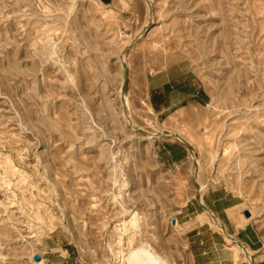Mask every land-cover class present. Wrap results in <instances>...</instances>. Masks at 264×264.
Listing matches in <instances>:
<instances>
[{"label":"rangeland","instance_id":"1","mask_svg":"<svg viewBox=\"0 0 264 264\" xmlns=\"http://www.w3.org/2000/svg\"><path fill=\"white\" fill-rule=\"evenodd\" d=\"M147 1L0 0V264H192L171 223L189 201L234 264H264V0ZM175 67L198 95L162 111L149 74ZM216 190L255 232L247 259L204 208Z\"/></svg>","mask_w":264,"mask_h":264},{"label":"crops","instance_id":"2","mask_svg":"<svg viewBox=\"0 0 264 264\" xmlns=\"http://www.w3.org/2000/svg\"><path fill=\"white\" fill-rule=\"evenodd\" d=\"M149 92L163 101L162 111H176L183 108L188 100L197 97L198 90L188 81V75L183 73L179 67L168 68L149 74ZM182 136V135H174ZM183 140V139H181ZM166 160L172 164L183 162V152L175 151L176 148L168 146ZM212 192L211 196H202V202L209 212L218 221L219 225L230 232L231 235L246 247L251 253L260 249L256 247L255 232L249 224L236 228L230 221L235 216L238 206L233 196L223 192ZM202 208L198 203L187 202L182 206L178 216L175 218L177 225L184 230V235L189 247L192 264H234V254L226 248L224 237L212 230L205 220L200 222L199 216ZM212 220V219H211ZM230 228V231L229 229ZM254 263H262L264 259H251Z\"/></svg>","mask_w":264,"mask_h":264},{"label":"bare ground","instance_id":"3","mask_svg":"<svg viewBox=\"0 0 264 264\" xmlns=\"http://www.w3.org/2000/svg\"><path fill=\"white\" fill-rule=\"evenodd\" d=\"M145 1V0H144ZM146 2V5H147V9L149 10V11H151V6H150V4L148 3V1L146 0L145 1ZM119 62H120V64H123L124 63V58L121 56V57H119ZM122 82H123V78H122V81H121V83H120V87H119V98L121 99V101H122V105L125 107V108H129V104H128V100L125 98V96L122 94V92H121V86H122ZM127 122L130 124L131 123V121L128 119L127 120ZM131 127L133 128V126L131 125ZM134 129V128H133ZM157 137H158V135H156ZM171 138L172 139H177V140H180V141H183V140H181V139H183L184 137L183 136H171ZM196 164H198V161H197V159H196ZM197 172V171H196ZM203 189V187L202 188H200V192H201V190ZM198 191V192H199ZM197 192V191H196ZM126 220V219H125ZM171 223H172V226H176L177 225V222H176V220H174L173 222L171 221ZM213 225H214V227L215 228H218L221 232H223L224 233V230L221 228V226L218 224V222L217 221H213ZM226 239L227 240H229V241H231V240H233L234 241V243H235V246L238 248V250L242 253V255L247 259V256H248V251L245 249V248H243L235 239H233V237H231V236H226ZM143 255H144V258H142L141 256H139L136 260H132L131 262H130V264H160L156 259H154V257H153V255H152V253H150L149 251H143ZM148 260V262H145V261H147ZM41 261L42 260H40V262L39 263H41Z\"/></svg>","mask_w":264,"mask_h":264},{"label":"water","instance_id":"4","mask_svg":"<svg viewBox=\"0 0 264 264\" xmlns=\"http://www.w3.org/2000/svg\"><path fill=\"white\" fill-rule=\"evenodd\" d=\"M146 1V0H145ZM122 66V69H123V82H122V86H121V92H123L124 88H125V85L127 83V79H128V75H127V70L125 68V66L123 64H121ZM195 190L198 192L199 191V188L197 186V184H195ZM205 208V207H204ZM206 209V208H205ZM245 217H248V213L247 212H244L243 214ZM33 260L34 261H38L39 260V256L38 255H33Z\"/></svg>","mask_w":264,"mask_h":264}]
</instances>
